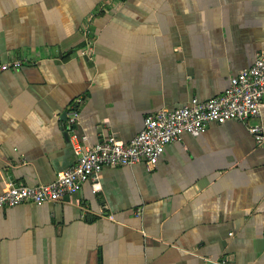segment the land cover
Segmentation results:
<instances>
[{
    "label": "crops",
    "instance_id": "1",
    "mask_svg": "<svg viewBox=\"0 0 264 264\" xmlns=\"http://www.w3.org/2000/svg\"><path fill=\"white\" fill-rule=\"evenodd\" d=\"M108 1L0 0V65L22 60L0 69V192L74 165L73 134L130 141L147 115L222 94L264 49V0ZM92 184L0 208V264H264V143L242 121Z\"/></svg>",
    "mask_w": 264,
    "mask_h": 264
},
{
    "label": "built area",
    "instance_id": "2",
    "mask_svg": "<svg viewBox=\"0 0 264 264\" xmlns=\"http://www.w3.org/2000/svg\"><path fill=\"white\" fill-rule=\"evenodd\" d=\"M119 0H109L116 4ZM21 59H11L0 65L1 70L17 69ZM264 109V49L258 53L252 66L231 77L225 91L215 97L200 100L192 97L186 104L174 109H161L147 115L143 128L130 140L123 141L109 135L95 145H85L73 134L76 162L61 170L48 183L26 185L10 178L0 192V208H10L24 203L43 204L65 201L79 193L87 181H92L93 191L100 187L104 167L133 165L143 162L149 169L158 166L165 147L180 141L185 133L198 136L207 131L210 122L224 123L239 120L247 124L259 144L264 143V128L250 123ZM70 124L77 119V110H71ZM85 141L86 137H82ZM216 264H228L226 259Z\"/></svg>",
    "mask_w": 264,
    "mask_h": 264
},
{
    "label": "water",
    "instance_id": "3",
    "mask_svg": "<svg viewBox=\"0 0 264 264\" xmlns=\"http://www.w3.org/2000/svg\"><path fill=\"white\" fill-rule=\"evenodd\" d=\"M64 119L67 120L68 119V116H67V113L64 112Z\"/></svg>",
    "mask_w": 264,
    "mask_h": 264
}]
</instances>
